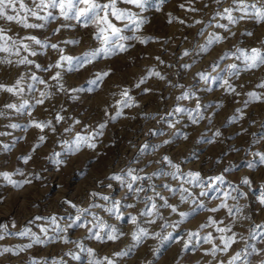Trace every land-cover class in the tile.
Returning a JSON list of instances; mask_svg holds the SVG:
<instances>
[{
  "label": "rangeland",
  "instance_id": "rangeland-1",
  "mask_svg": "<svg viewBox=\"0 0 264 264\" xmlns=\"http://www.w3.org/2000/svg\"><path fill=\"white\" fill-rule=\"evenodd\" d=\"M25 2L32 6L31 0ZM231 4L232 0H223L220 5L213 0H148L143 12L130 5L119 4L118 7L127 8L144 20L135 36L145 42L135 38L125 40L126 51L117 50L108 57L101 54L84 67L77 65V58L82 59L85 52L103 46L94 38L93 27L86 28L76 21L57 19L49 21L43 29H24L18 24L0 20V27L5 28L9 35H35L47 44L55 43L63 49L61 53L58 49L32 45L38 54L28 58L40 64V69L34 65L0 64V84L12 85L21 75L25 77L21 85L25 91L20 96L0 91V112L6 114L0 116V133H5L0 135V173H9L11 180L18 183L31 180V183L17 188L0 176V225H5L10 233L0 240V249L8 247L15 250L17 246L31 243L29 237L11 235L25 228H30L41 239L48 238L44 244H33L18 254H0V264H32V260L40 264H53L54 261L88 264L87 252L81 251L75 243L61 242L60 236L79 241L85 249L92 248L96 258L109 257L116 264H220L221 261L226 264L231 255L245 247V241L240 239L245 237L247 243L255 245L259 252L249 255L246 264H264V238L257 236L253 240L249 235L255 225L264 224V205L259 202L264 192V164L256 155L264 154V88L257 87L264 82V66L242 70L238 76L230 75L227 65L236 63L241 69L244 66L235 56L226 55L236 53L237 49L250 51L257 48L264 52V23L242 20L232 25L226 19L215 17L217 11H223ZM188 8L197 11H188ZM233 15L240 14L234 12ZM170 17L173 18L171 22ZM198 20L201 23H196ZM29 22L40 21L30 18ZM115 23L123 27L122 23ZM217 23L227 24V30L215 27ZM132 27L130 25L122 35L133 36ZM57 28L59 32L55 31ZM210 34H218L222 39L208 45ZM201 47L205 50L201 51ZM185 51L189 54L184 55ZM61 54L73 57V64L69 66L61 62L62 68L54 67ZM4 55L0 53V57ZM21 55L27 53L22 52ZM221 57L224 59L221 60ZM217 63L219 67L213 71ZM150 70L159 72L164 78L148 76ZM57 71L61 76L54 81L51 77ZM104 72L108 75L95 85L89 83L96 79V74ZM32 73L48 84L46 90L50 95L40 105L35 101L40 98L39 93L45 90V86L34 83L30 79ZM200 73L207 74L208 81L201 80ZM144 77L148 78L136 87ZM225 79L235 89L234 92L228 91L226 86L222 87ZM30 83H34L32 91L27 88ZM125 90L132 97L128 107L122 103L127 99L122 95ZM185 91L192 95L188 99L177 100L176 97ZM253 92L262 99H251L248 93ZM24 100L28 101L29 107L22 113L4 107L8 103L19 105ZM197 103L200 105L199 116L195 112ZM176 107L188 111L176 113ZM117 110L120 115L113 120L111 117L116 115ZM189 113L197 119L196 123L192 122ZM57 114L63 117L59 122L55 119ZM31 121H50L51 126L41 131L30 126ZM10 124L19 127L11 128ZM101 124L103 129L99 127ZM169 124L174 126L169 127ZM217 131L219 136L215 135ZM77 133L91 135L90 142L95 147L82 144L76 150ZM40 136L45 137L43 142L39 140ZM165 140L169 143L165 144ZM145 144L149 148L141 152ZM4 145L8 148L5 149ZM164 156L179 165L183 173L199 172L205 184L208 177L217 175L224 177V183L214 184L212 189H208L206 197L198 195L199 187L184 184L197 201L204 204L203 209L197 208L192 212L195 205L191 198L182 204L179 202V191L173 194L162 188L167 183L179 189L182 181L173 180L170 176H153L151 181L141 182L145 188L149 183L154 184L156 191L161 192L170 204L177 206L179 211L190 212L181 221L177 213L160 207L163 220L157 218L155 223H147L148 218L140 216L145 207L142 201L145 195L153 193H141L137 200L133 193L127 192L110 177L123 175L129 167L143 169L141 175H152L158 170L173 171L162 162ZM25 157H30L26 163ZM249 163L254 166L249 168ZM244 178L250 184H242ZM229 185L238 189L237 193H233L237 200L228 199L226 203L233 206V210L240 207L242 211L234 216H229L226 209L209 211L221 203L223 191L230 190ZM93 192L107 195L110 200L106 202L100 196L93 197ZM239 192L244 195L240 196ZM64 201H71L77 208L89 209L70 228L68 224L80 213ZM111 201H120L122 215L119 218L104 210ZM156 203L160 205L163 201L157 199ZM129 204L134 207H127ZM93 214L123 235L116 241L101 243L95 240L87 231V227L95 223ZM53 216L60 227L67 229L66 232L53 231L55 226L50 223ZM130 216H137L138 226L150 233L139 244L131 239L136 225L130 222ZM209 217L217 222L223 221V224H218L219 227L230 226L237 234L238 242L229 252L218 253L215 258L205 254L211 245L204 244L202 240L197 243L193 238L188 249L183 247L189 232H198L201 237L212 233L217 237L214 242L220 243L218 237L221 234L215 231V226L200 227L208 223ZM165 221L169 226L160 227ZM80 223L87 227H78ZM40 227L47 228V233L40 232ZM95 231L97 229L93 228V233ZM169 233L171 238L163 239ZM248 251L251 252V248ZM69 252L80 259L65 255ZM116 252H127V255L115 257L113 254Z\"/></svg>",
  "mask_w": 264,
  "mask_h": 264
},
{
  "label": "snow or ice",
  "instance_id": "snow-or-ice-1",
  "mask_svg": "<svg viewBox=\"0 0 264 264\" xmlns=\"http://www.w3.org/2000/svg\"><path fill=\"white\" fill-rule=\"evenodd\" d=\"M213 2L217 5H220L223 3V0H213ZM119 4H125L130 5L134 8L139 9L141 12L145 10V6L148 4V0H31V7L25 2V0H0V20H3L9 24L15 23L20 25L24 29H43L46 24L49 21L57 20V19H63L65 21H76L78 23H81L84 27H93L95 29L93 35L94 38L98 41H101L102 47L99 49H96L94 51L85 52L82 55L81 58H77V65L79 67H84L87 64L92 63V61L97 57L103 54L105 57H108L112 54H114L117 50L118 51H126V46L123 43L125 40L129 39H138L141 43H144L145 40L141 39L140 37L135 36V32L139 30L140 26L144 23V20L135 12L127 9V8H121L118 7ZM181 8H184V5H180ZM159 11V7L156 9ZM188 11H197V9L194 8H188L186 9ZM239 13V16L233 15V13ZM215 17H220L221 19H226L228 21V24L235 25L239 21L242 20H254L256 23H264V0H232V4L229 7H225L223 11H217L215 14ZM30 18L35 21H40L39 23H33L29 22ZM173 18L170 17L169 22H171ZM120 22L123 24V27H118L117 23ZM180 23H183V21H180ZM196 23H201V21H196ZM132 27L133 36H125L122 35L123 31L129 26ZM66 25H61V27H64ZM218 28H224L227 30L228 25L227 24H220L217 23L214 25ZM56 32H59L60 29H55ZM203 34L202 32L200 33ZM248 35H251V33H247ZM222 39L221 36L210 34L209 38L207 40L208 45H211L213 42H219ZM30 42V43H28ZM66 43H78V41H66ZM32 45H37L40 48L50 47L51 49H58L61 53H63V49L59 48V46L55 43L53 44H47L45 41H42L41 39L37 38L35 35H26L23 37L20 36H12L8 34V31L0 27V53H4L5 55L0 57V64H15L17 66L19 65H34L35 68L40 69L41 65L36 64L33 60L29 59V56H36L38 53L37 51L32 47ZM205 48L201 47V51H204ZM27 53V55L22 56L21 53ZM189 53L187 51L184 52V55H188ZM226 55H232L235 56L237 60H241L243 63V69L238 67L236 63H232L227 65V70L229 71L230 75H236L238 76L240 72L248 71L252 69L259 68L260 66H264V52H262L260 49L252 48L250 51H246L243 49H237L236 53H230ZM12 57H18V59L13 60ZM221 60L224 59V57L220 58ZM73 57L66 56L61 54L59 59L56 61L54 67L56 68H62L63 65L61 62H66L69 66L73 64ZM52 67V66H50ZM185 68L189 67V65H184ZM219 67V64L217 63L215 67L213 68V71L216 70V68ZM48 70V69H45ZM225 69H221V71H224ZM108 72L104 73H98L96 74V79H93L89 81L90 84L95 85L98 80L102 79L104 76H107ZM200 79L203 81H208L209 76L204 73H200ZM61 76V73L57 71L55 75L51 77L52 80L56 81L59 80ZM148 76H156L160 79H163L164 77L161 76L159 72L155 71H149ZM219 76V73H218ZM148 77H144L141 79L140 83L136 85V87H139L140 84L144 83V80ZM25 77L24 75H21L18 79L15 80V82L12 85H5L0 84V91L7 92L13 96H20L22 93H24L25 89L22 87V83L24 81ZM30 79L34 83H38L45 86L44 91H40L38 99H36L35 103L37 105L43 104L45 99L49 97V92L46 90L48 88V84L45 80L40 79L35 73H32L30 76ZM34 83H30L27 85V88L29 91L34 90ZM226 86L227 90L230 92H234L235 89L232 88V86L229 84L228 80L225 79L223 81L222 87ZM182 87V86H180ZM259 88H264V82H261L257 85ZM145 91H148V89H145ZM122 95L126 97L127 99L123 101L124 107H128L131 104L132 97L128 95L127 90H125ZM192 93L185 91L180 96L176 97L177 100H185L188 99ZM249 97L254 100H261L262 97L256 95V93H248ZM121 103V102H118ZM4 107L9 110H13L17 113H22L25 108L29 107V103L27 100H24L19 105L15 103H8L5 104ZM199 109L200 105L197 103L195 112L197 116H199ZM176 113H183L187 112L188 110L182 107H176L174 109ZM6 115L4 112H0V116ZM31 115V113H29ZM120 115V111L117 110L116 115L111 117L113 120ZM171 115V113H169ZM190 118H192V122L196 123L197 119L195 117L191 116V113H189ZM203 118L202 116L200 117ZM56 121L59 122L63 119L62 116L57 114ZM76 123H79L77 121ZM30 126H34L41 131H43L45 128L51 126V122H37V121H31ZM174 126L173 124H169V127ZM9 127L11 128H17L19 125L17 124H10ZM101 129L104 128V125L101 124L99 126ZM65 131H70V129H65ZM0 135H5V133H0ZM216 136L220 135V132L217 131L215 133ZM186 138V137H185ZM45 139L44 136H40L39 140L43 142ZM92 139L91 135H81L79 133L76 134L75 137V147L76 150H79V148L82 146V144H86L89 148H94L95 144L91 143L90 140ZM165 144L169 143V141L165 140ZM36 147H39V145H36ZM4 148L7 149L8 145H4ZM149 148V145L145 144L141 148V152L147 151ZM71 150V149H70ZM256 155L259 156L260 163L264 164V154L256 153ZM30 159V157H25L24 161L25 163L27 160ZM162 162L167 163L170 168L173 169V171H156L152 173V175H141L140 172L143 171V169H135L132 167H129L123 175L116 174L110 177L111 180H115L120 183L122 187H124L127 192L133 193L134 198L139 200L141 193H147L148 191H151L152 195H145L143 198V203L145 205L144 209L140 212V216L148 218L146 220L147 223H155L156 219L159 218L163 220V217L161 216L159 212V208H168L172 213H177L181 219H185L190 215V212L185 211H179L177 206H174L168 202V200L161 194V192L156 191V186L154 184L149 183L147 188L143 186L141 182L148 180L151 181L153 176H165V177H171L173 180L182 181L179 189L172 188L169 184L165 183L162 185V188L169 191L170 193H175L177 191L180 192L179 196V202L180 203H187L189 202V199L191 198V202L195 205L194 208L191 209L192 212H195L197 208L203 209L204 204L201 202H198L196 199V196L193 194L192 191H190L189 188L184 187V184L193 185L195 187H199L201 190L199 192L200 197H206L208 196V189H212V186L219 182L220 184L224 183V177L221 175H217L215 177H208V183L205 184L204 178L201 177L199 172H192L189 171L187 173H183L180 170L179 165L174 164L169 157L164 156L162 158ZM157 163H161V161H157ZM249 168H252L254 165L252 163H249L247 165ZM227 171V169H226ZM0 176H3L5 179H8L9 183L12 184L14 187H22L24 184L31 183L30 179H25L22 183H18L16 181L11 180L9 173H0ZM36 179H39V176H36ZM242 184L248 185L250 184V181L247 178L242 179ZM108 187H111V184L108 185ZM230 190H224L223 195L220 198L221 203L215 207L208 209L211 212H217L219 209H226L229 216H234L236 213H240L242 209L240 207H235V210H233V206H229L226 201L228 199H231L233 201L237 200V196L233 195V193H237L238 189L232 187L229 185ZM214 191H221L220 189H213ZM186 194V195H185ZM240 196H243L244 193L239 192ZM91 196H100V198L106 202L110 200V197L107 195L101 196L99 193L93 192L91 193ZM215 198V197H214ZM159 199L163 201L162 204L157 205L156 200ZM65 203L69 204L73 208H77L75 204H73L71 201H64ZM260 204L264 205V192H262L261 196L259 197ZM120 201H111L110 206L105 207L104 210L108 212L109 214H114L119 218L122 214L120 213ZM90 207H103L102 205H90ZM127 207H134V205H127ZM78 215L74 220H72L67 227H72L74 224H77V221L80 220L81 215L84 213H87L89 209L87 208H77ZM247 218V217H245ZM36 219H41L40 217H37ZM93 220L95 223L92 225V227H87L86 224L80 223L77 226L80 228H86L89 234L92 235V237L103 243L105 241H116L120 238V236L123 235V233L118 232V230L108 224H106L99 216L93 214ZM130 222L133 225H136V230L131 233V239L135 242V244H139L144 238H147L150 233L147 231V229L139 227L137 224V216H130ZM51 225H54L53 231L57 233H64L67 231L66 228L60 227V225L57 222V218L55 216L50 218ZM218 224H223V221H215L212 219V217L208 218L207 224H201V228L209 227V226H215V231L220 233L221 235L218 237L219 244L215 243L214 240L217 239V237H214L212 233H208L207 235L201 237L198 232H189L188 238L183 241V247L184 249H188L190 243L192 242L193 238L196 239L197 243H199L201 240L204 244H210L211 248L207 249L205 251L206 255H211L213 258L217 256L218 253L220 254H227L229 250L232 248L234 244H236L237 241V234L232 232L230 226H224L219 227ZM14 226V225H13ZM167 221L165 223L161 224L160 227H168ZM173 226H178L173 225ZM93 228H96L97 231L93 233ZM259 229L260 231H257ZM48 229L45 227H40V232L47 233ZM227 233H231V235H227ZM7 227L5 225H0V240H3L6 235H9ZM11 235H18L20 237H29L31 239V243L17 246V248L14 250L12 248L5 247L3 249H0V254L7 253V252H13V254H18L19 252H23L28 248H31L33 244H44L46 240L48 239L47 236L45 239H41L39 236H37L35 233L32 232L30 228H25L22 231H19L17 233H11ZM159 235V234H156ZM251 239L255 240L257 236H260L261 238H264V224L261 225H255L254 228L250 229L249 233ZM171 238V233H169L167 236L163 237V239L167 240ZM59 239L61 242L67 244V243H75L77 247L81 249V251H86L87 255L89 257L88 264H116L114 259H111L109 257H103V258H96L95 252L92 248H84L83 245L79 241H71L67 238V236H60ZM241 240L245 241V247L241 251L235 252L233 255L229 257L226 264H238V262L243 261L244 264H246L247 257L251 254H259L258 250L256 249L255 245H249L247 243V239L245 237H240ZM251 248V252L248 251V249ZM65 255L72 256L73 259L79 260L80 257L74 253H65ZM115 257H120L127 255V252H116L113 254ZM32 264H40L37 260H32ZM53 264H63L62 261H54ZM220 264H225L224 261H221Z\"/></svg>",
  "mask_w": 264,
  "mask_h": 264
},
{
  "label": "bare ground",
  "instance_id": "bare-ground-1",
  "mask_svg": "<svg viewBox=\"0 0 264 264\" xmlns=\"http://www.w3.org/2000/svg\"><path fill=\"white\" fill-rule=\"evenodd\" d=\"M218 35V34H217Z\"/></svg>",
  "mask_w": 264,
  "mask_h": 264
}]
</instances>
